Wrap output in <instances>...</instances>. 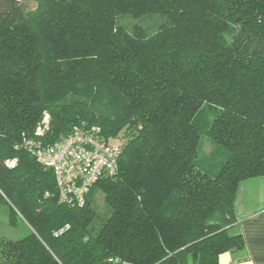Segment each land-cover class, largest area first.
<instances>
[{"label":"trees","instance_id":"16d2710c","mask_svg":"<svg viewBox=\"0 0 264 264\" xmlns=\"http://www.w3.org/2000/svg\"><path fill=\"white\" fill-rule=\"evenodd\" d=\"M79 125L120 145L81 206L25 147ZM258 176L264 0H0V197L29 229L0 236V264H218L244 247L235 194Z\"/></svg>","mask_w":264,"mask_h":264},{"label":"built area","instance_id":"2783aa9c","mask_svg":"<svg viewBox=\"0 0 264 264\" xmlns=\"http://www.w3.org/2000/svg\"><path fill=\"white\" fill-rule=\"evenodd\" d=\"M49 114L43 113L35 133L41 135L47 128ZM25 147L54 173L59 199L81 206L90 187L103 176L115 174L118 169L120 145L105 141L95 125L73 127L69 134L54 144H43L39 139H27ZM14 159L7 160L8 166Z\"/></svg>","mask_w":264,"mask_h":264},{"label":"crops","instance_id":"0c3cea01","mask_svg":"<svg viewBox=\"0 0 264 264\" xmlns=\"http://www.w3.org/2000/svg\"><path fill=\"white\" fill-rule=\"evenodd\" d=\"M234 211L236 222L232 233H241L244 247L221 253L218 264H264V176L239 182Z\"/></svg>","mask_w":264,"mask_h":264},{"label":"rangeland","instance_id":"374dc122","mask_svg":"<svg viewBox=\"0 0 264 264\" xmlns=\"http://www.w3.org/2000/svg\"><path fill=\"white\" fill-rule=\"evenodd\" d=\"M124 18H127L129 20H133V17L126 16ZM161 16L158 14L154 15H147L140 19H136L137 21L141 23H157L161 20ZM213 143L210 139H207L205 137L202 138L201 143V149L199 152V156H207L209 153V150L213 147ZM102 192L99 188H95L92 193V203L96 208V211L98 214L103 213L105 210V204L103 202V196ZM9 205L5 202V200L0 197V236L8 237V238H20L27 234L29 232L28 226L26 223L20 219L19 215H15L14 223H10L9 219ZM99 221L96 220L94 223V226H98ZM230 233H232V230H229Z\"/></svg>","mask_w":264,"mask_h":264}]
</instances>
